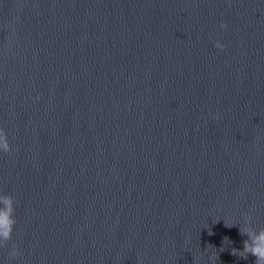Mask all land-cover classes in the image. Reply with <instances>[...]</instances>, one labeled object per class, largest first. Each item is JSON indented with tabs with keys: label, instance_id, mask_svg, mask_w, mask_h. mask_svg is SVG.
<instances>
[{
	"label": "water",
	"instance_id": "1",
	"mask_svg": "<svg viewBox=\"0 0 264 264\" xmlns=\"http://www.w3.org/2000/svg\"><path fill=\"white\" fill-rule=\"evenodd\" d=\"M0 128V264H256L264 0H0Z\"/></svg>",
	"mask_w": 264,
	"mask_h": 264
},
{
	"label": "clouds",
	"instance_id": "2",
	"mask_svg": "<svg viewBox=\"0 0 264 264\" xmlns=\"http://www.w3.org/2000/svg\"><path fill=\"white\" fill-rule=\"evenodd\" d=\"M221 27L226 28L227 25L222 24ZM216 47L223 49L225 46L217 42ZM9 147L7 135L3 129L0 128V150L6 152L9 150ZM0 205H2V207H0V219L3 221L2 226H0V246H3L6 241L11 239L15 225L12 198L4 194H0ZM226 224L229 226L227 222ZM240 231L242 235L247 234L249 240L245 241L244 251L238 254L251 253L257 257L256 264H264V229L259 230V232L254 231L251 228V218L249 217L247 218L245 225L241 227ZM16 254L17 253L13 251L12 255L15 256ZM233 254H237L236 250H233Z\"/></svg>",
	"mask_w": 264,
	"mask_h": 264
}]
</instances>
